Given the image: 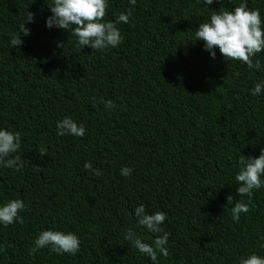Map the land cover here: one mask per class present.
Returning <instances> with one entry per match:
<instances>
[{
    "label": "trees",
    "instance_id": "trees-1",
    "mask_svg": "<svg viewBox=\"0 0 264 264\" xmlns=\"http://www.w3.org/2000/svg\"><path fill=\"white\" fill-rule=\"evenodd\" d=\"M241 2L108 0L106 21L130 8L131 16L116 25L122 42L97 51L46 27L53 0H0V130L20 133L13 155L23 161L19 170L0 165V205L25 204L22 223L0 224V264H153L124 239L128 228L150 244L159 235L137 223L141 204L167 214L170 254L158 253V264L264 258V187L253 190L239 222L231 216L239 200L249 203L236 192L239 157L264 149V90L250 91L264 69L225 60L219 49L213 59L195 38L213 11ZM246 3L264 21V0ZM26 9L35 19L14 47ZM256 60L264 65V51ZM108 100L114 108H105ZM65 117L83 124L85 136H58ZM124 167L130 176L121 175ZM44 230L75 233L80 251L30 255Z\"/></svg>",
    "mask_w": 264,
    "mask_h": 264
},
{
    "label": "clouds",
    "instance_id": "clouds-1",
    "mask_svg": "<svg viewBox=\"0 0 264 264\" xmlns=\"http://www.w3.org/2000/svg\"><path fill=\"white\" fill-rule=\"evenodd\" d=\"M131 5L136 4V0H129ZM213 0H204L205 5H211ZM108 0H53V6L49 7L52 13L46 19V27H56L70 31L77 38V43L83 49L85 46L92 50H105L109 47H117L123 40L117 24L128 23L131 16V8L127 14L121 12L115 21H106ZM35 14L26 9L23 16V23L10 41L11 45L18 47L23 43L20 33L24 36L30 34V29L26 28L27 23L34 22ZM196 41H203L205 50L215 59V49L225 60H235L247 65L249 69L262 70L264 65L260 60L253 62V57L264 51V21L261 19L259 9L250 10L246 0H242L239 6L233 10L213 11L208 22L199 24L195 31ZM63 46L57 43V47ZM264 90V81L257 83L251 89V95L257 96ZM105 103L106 109L115 107L111 100ZM58 136L84 137L86 128L83 124H77L70 117H65L57 122ZM21 137L19 132L0 130V165L6 168L19 170L23 167L20 155H13L20 151ZM41 156L46 155L40 153ZM238 164L240 170L235 176V180L240 186L236 189L240 197L247 196L249 203L239 200L231 208L232 219L239 222L240 215L251 210L253 190L264 187V149H261L258 157H245L240 155ZM39 168V167H38ZM86 170H91L95 176H102L100 169H92V164H84ZM132 169L124 167L121 175L128 177ZM228 204H232L233 197L229 195ZM25 204L21 199H13L0 205V224L8 226L14 222H23L20 215ZM137 223L156 235L152 243L145 242L133 229L128 228L124 239L131 242L141 254L150 257L153 264H158V253L164 257L169 256L168 243L169 233L164 231L162 225L167 219V214L163 211H156L148 214L145 205L141 204L135 208ZM81 241L73 232H62L58 230H44L38 234L34 241V246L29 249V254H35L39 249L50 248L57 254L75 255L80 251ZM264 247V245H261ZM3 251V248H0ZM239 264H264V258L251 254L247 258L241 257Z\"/></svg>",
    "mask_w": 264,
    "mask_h": 264
}]
</instances>
